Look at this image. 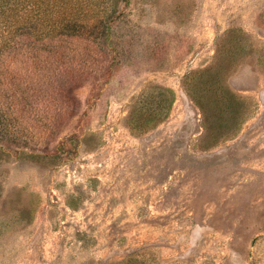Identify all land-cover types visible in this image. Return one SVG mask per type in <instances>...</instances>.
<instances>
[{
  "label": "rangeland",
  "instance_id": "374dc122",
  "mask_svg": "<svg viewBox=\"0 0 264 264\" xmlns=\"http://www.w3.org/2000/svg\"><path fill=\"white\" fill-rule=\"evenodd\" d=\"M115 7L81 66L74 40L15 81L0 264H264V0Z\"/></svg>",
  "mask_w": 264,
  "mask_h": 264
},
{
  "label": "trees",
  "instance_id": "16d2710c",
  "mask_svg": "<svg viewBox=\"0 0 264 264\" xmlns=\"http://www.w3.org/2000/svg\"><path fill=\"white\" fill-rule=\"evenodd\" d=\"M115 1L0 0V117H3L5 114L3 112L9 108L8 106L11 107V105L18 103L14 102V99H17L16 94L19 85L15 81L24 82L21 74H27L24 71L25 67L30 68V73H32L39 66L27 60L26 57H31L35 53L39 55L44 50V53L48 56L52 54L56 60L60 54L65 53L63 49H66L73 43L72 41L78 40V44H81L82 49L73 54L72 51L68 53L75 58L76 66H81L84 57H89L88 51H90V47L95 45V42L99 39V35H95L97 29L102 28L105 21L112 22L116 19L118 20L119 16L123 15L118 12V7L112 8ZM87 32H89V35ZM109 32L110 27L104 26L101 35L103 37L105 35L109 36ZM49 47L52 48V52L49 51ZM19 52L21 58L24 59V63L20 64L23 70H16L13 76L10 74V71L14 70L12 65L15 62L14 58ZM82 73V76L87 77L84 72ZM212 76L209 75L208 77ZM199 77L202 78V83L204 84L205 82L208 87L209 82L206 81L208 77L198 76V79ZM187 78V81L190 80V76ZM71 83L75 84V82ZM15 85L17 86L15 87ZM191 89L193 88L188 85V92ZM190 97L197 102L194 94L191 93ZM223 101L225 99H215L213 103H223ZM8 103L9 105L6 106ZM198 105L203 111L200 103ZM170 108V106L166 107L167 113ZM143 115L141 114V121L146 122ZM136 263L137 260L132 259L122 264Z\"/></svg>",
  "mask_w": 264,
  "mask_h": 264
}]
</instances>
